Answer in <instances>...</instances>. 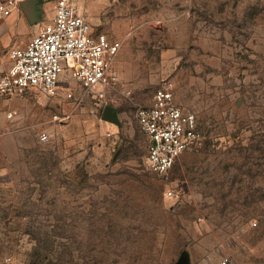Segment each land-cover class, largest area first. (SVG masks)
I'll list each match as a JSON object with an SVG mask.
<instances>
[{"label": "rangeland", "instance_id": "1", "mask_svg": "<svg viewBox=\"0 0 264 264\" xmlns=\"http://www.w3.org/2000/svg\"><path fill=\"white\" fill-rule=\"evenodd\" d=\"M78 5L121 42L119 81L0 99V264H264V0ZM165 80L202 142L159 176L136 113Z\"/></svg>", "mask_w": 264, "mask_h": 264}, {"label": "built area", "instance_id": "2", "mask_svg": "<svg viewBox=\"0 0 264 264\" xmlns=\"http://www.w3.org/2000/svg\"><path fill=\"white\" fill-rule=\"evenodd\" d=\"M21 2L0 0V14L8 17L21 11ZM54 4L52 18L39 23L28 45L10 51L12 65L0 76V97L23 98L30 92L51 97L60 91L71 97L69 84L74 81L96 100L105 101L119 81L116 63L121 42L96 33L78 0H55ZM136 118L148 141L146 165L159 176L167 175L184 152L202 142L197 114L176 102L171 81L161 83L152 104L140 108ZM47 138L46 134L40 137Z\"/></svg>", "mask_w": 264, "mask_h": 264}, {"label": "crops", "instance_id": "3", "mask_svg": "<svg viewBox=\"0 0 264 264\" xmlns=\"http://www.w3.org/2000/svg\"><path fill=\"white\" fill-rule=\"evenodd\" d=\"M36 7L38 10L44 8L41 0H37ZM52 16L53 14L48 16L47 20L43 21V23H47ZM38 30L39 23L31 24L22 10L16 11L8 17L0 14V76L8 71L12 65V59L8 50L27 46ZM0 99L8 104L19 101V98L7 99L0 97Z\"/></svg>", "mask_w": 264, "mask_h": 264}, {"label": "water", "instance_id": "4", "mask_svg": "<svg viewBox=\"0 0 264 264\" xmlns=\"http://www.w3.org/2000/svg\"><path fill=\"white\" fill-rule=\"evenodd\" d=\"M36 2L37 0H23V2H21V10L28 17L31 24L39 23L43 17V9L38 10L36 7ZM102 120L117 126L120 125L118 111L112 106L105 107Z\"/></svg>", "mask_w": 264, "mask_h": 264}]
</instances>
